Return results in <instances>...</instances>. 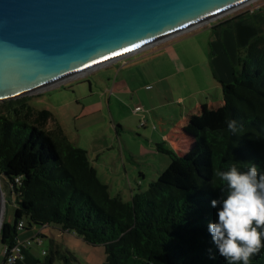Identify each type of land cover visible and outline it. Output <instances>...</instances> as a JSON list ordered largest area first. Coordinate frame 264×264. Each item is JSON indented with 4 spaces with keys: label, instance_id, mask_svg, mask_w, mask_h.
<instances>
[{
    "label": "trees",
    "instance_id": "obj_1",
    "mask_svg": "<svg viewBox=\"0 0 264 264\" xmlns=\"http://www.w3.org/2000/svg\"><path fill=\"white\" fill-rule=\"evenodd\" d=\"M219 83V117L198 125L179 153L156 144L183 170L186 186L152 181L144 192L133 193L130 202L109 194L85 150L64 134L51 135L43 128L47 110L36 111L25 101L17 103L21 106L6 102L0 112V173L12 185L6 192L14 194L15 209L13 221L4 218L1 223L0 243L11 247L32 226L55 225L102 245L105 264H226L207 229L217 221L220 207H212L211 201L224 196L215 173L232 163L241 170L249 163L264 170V33L238 51L232 81ZM13 115L34 124L13 121ZM230 119L242 125L236 136L227 129ZM53 259L47 256L43 264ZM251 264H264V248Z\"/></svg>",
    "mask_w": 264,
    "mask_h": 264
},
{
    "label": "rangeland",
    "instance_id": "obj_2",
    "mask_svg": "<svg viewBox=\"0 0 264 264\" xmlns=\"http://www.w3.org/2000/svg\"><path fill=\"white\" fill-rule=\"evenodd\" d=\"M258 1L261 0H255L213 21L239 13ZM198 45L195 50L200 54ZM141 55L142 53L133 55L48 92L0 101V112H5L6 102L15 106L20 101H25L33 109H47L52 112L54 119L48 125L58 124L73 146L88 153L99 180L108 186L111 196H119L123 202H130L133 193L144 192L149 183L156 180L184 187L186 181L170 169V157L158 151L156 146L162 144L163 148L175 152L172 142L161 136L168 131H175L172 125L176 121L162 117L159 112L163 108L156 110V114H152L151 118L147 107L166 104V98L171 100L174 90L183 94L192 92L199 97L197 90L207 88L213 98L218 94L220 99L221 86L217 80H210V73L209 76L207 69L203 68L199 69V77L186 70L177 78L151 84L152 81L148 79L154 78L156 73L164 76L171 72L172 68L165 64L163 58L151 61L149 57ZM121 76L126 78L128 91V94L123 96V106L116 100ZM138 88L139 95L154 88L158 91V96L151 98L150 104L147 100L141 103L136 97ZM136 105L143 108L142 112H132ZM17 106H21V103ZM23 109L24 107L22 113L25 110ZM10 119L26 125L34 124L23 116L16 118L13 115ZM141 121H144V126L140 125ZM154 130L159 134L154 132L152 135ZM120 152L121 155L124 152L122 159ZM177 170L183 171L179 166ZM7 189L3 188V203L7 205V209L0 223L4 218L13 221L15 196L7 194ZM37 231L43 237V242L30 246L31 255L39 260L37 264L45 263L47 256L51 255L54 256L52 264H105V252L100 244L88 243L76 234L63 231L55 225H43ZM2 250L3 245L0 243V260Z\"/></svg>",
    "mask_w": 264,
    "mask_h": 264
},
{
    "label": "water",
    "instance_id": "obj_3",
    "mask_svg": "<svg viewBox=\"0 0 264 264\" xmlns=\"http://www.w3.org/2000/svg\"><path fill=\"white\" fill-rule=\"evenodd\" d=\"M253 1L0 0V101L57 89ZM7 183L0 173V220Z\"/></svg>",
    "mask_w": 264,
    "mask_h": 264
},
{
    "label": "crops",
    "instance_id": "obj_4",
    "mask_svg": "<svg viewBox=\"0 0 264 264\" xmlns=\"http://www.w3.org/2000/svg\"><path fill=\"white\" fill-rule=\"evenodd\" d=\"M261 33H264V0L252 3L248 8L239 13L219 18L200 28L183 32L171 38L147 46L128 57L142 53L141 56L149 57L151 61L155 58H163L165 60V64L168 66L170 65L172 71L168 74L161 76L159 73H156L154 78L148 79V81L151 80L152 82L150 83L154 85L160 84L164 80H168L170 78H177L179 74H182V72H185L186 70L189 72L191 71L194 76L199 77L201 73L199 72V69L201 68L207 69L208 75L209 73L211 75L210 80H217L218 83L219 80L223 82H231L233 67L238 62V51L244 48L253 37ZM197 45L201 49L200 54L195 50ZM123 68L124 67H122V69ZM126 87V78L121 76L117 90L118 99H116L121 106L125 105L123 104V100L125 99L123 96L128 94ZM139 90L140 89L138 88L136 97L141 101V103H144V101L146 102L147 100L150 104V99L158 96V91L154 90V88L150 90L146 89L148 91H143V95H139ZM207 91V88L197 90L196 93H198L199 96L197 97L192 92L183 94L181 91L174 90L173 95L171 94V100L166 98V104L163 103L157 106L150 105V107H147L149 108L148 114L151 118L152 114H156V110L163 108V110L159 112L162 117H165L168 120L175 119L176 122L173 123L172 128L179 132L176 133L175 131H168L163 133L161 137H165L172 142L176 153L180 152L185 139H193V137H195L198 125L205 124L209 120H214L221 114L223 104L222 97L219 99V95L216 94L217 96L213 98V96H211ZM35 110L40 111L42 109ZM47 111L49 114L48 118L43 123V128L51 135L64 134L58 124H55V126L48 125L49 122L53 121L54 116L52 112L49 110ZM154 132L159 134L156 130L152 131L151 134L153 135ZM122 155H124V152H122ZM122 155L120 152L121 159L123 158ZM177 166L178 165L176 163H172L170 169L174 171L177 176L184 179V172L177 170ZM40 227L32 226L31 228L23 231L19 237L31 236L38 232L37 229ZM41 239L43 242L42 236ZM3 259L2 250L0 264L3 262ZM37 263H39V260H36L33 255H31L29 247L25 250L23 259L18 261L16 264Z\"/></svg>",
    "mask_w": 264,
    "mask_h": 264
},
{
    "label": "clouds",
    "instance_id": "obj_5",
    "mask_svg": "<svg viewBox=\"0 0 264 264\" xmlns=\"http://www.w3.org/2000/svg\"><path fill=\"white\" fill-rule=\"evenodd\" d=\"M240 128L242 125L236 120L227 121L233 136ZM215 175L223 182L224 196L211 201L214 208L220 205L217 221L207 226L211 242L226 264H251V259L264 248V170L253 163L241 170L232 163Z\"/></svg>",
    "mask_w": 264,
    "mask_h": 264
},
{
    "label": "built area",
    "instance_id": "obj_6",
    "mask_svg": "<svg viewBox=\"0 0 264 264\" xmlns=\"http://www.w3.org/2000/svg\"><path fill=\"white\" fill-rule=\"evenodd\" d=\"M143 108L140 105H136L133 108V112L134 113H139L142 112ZM140 125L143 126L144 125V121L140 122ZM15 183L19 182L18 178L14 179ZM8 189L10 190L12 185L11 183L8 181ZM24 226V222L20 221L18 223V229H22ZM42 243V239L41 236L38 232L34 233L31 236L28 237H19L17 238L15 244L11 247H4L3 249V262L1 264H16L18 261L22 260L24 257V252L27 248H29L32 244H41ZM43 254H45V251L42 252Z\"/></svg>",
    "mask_w": 264,
    "mask_h": 264
},
{
    "label": "snow or ice",
    "instance_id": "obj_7",
    "mask_svg": "<svg viewBox=\"0 0 264 264\" xmlns=\"http://www.w3.org/2000/svg\"><path fill=\"white\" fill-rule=\"evenodd\" d=\"M125 51H127V49H125Z\"/></svg>",
    "mask_w": 264,
    "mask_h": 264
}]
</instances>
